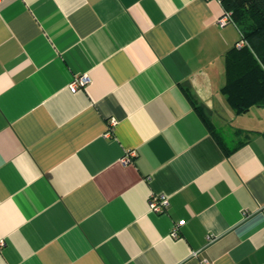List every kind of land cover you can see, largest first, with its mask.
Wrapping results in <instances>:
<instances>
[{
	"label": "crops",
	"instance_id": "1",
	"mask_svg": "<svg viewBox=\"0 0 264 264\" xmlns=\"http://www.w3.org/2000/svg\"><path fill=\"white\" fill-rule=\"evenodd\" d=\"M225 13L0 0V264H264V106L223 92Z\"/></svg>",
	"mask_w": 264,
	"mask_h": 264
},
{
	"label": "trees",
	"instance_id": "2",
	"mask_svg": "<svg viewBox=\"0 0 264 264\" xmlns=\"http://www.w3.org/2000/svg\"><path fill=\"white\" fill-rule=\"evenodd\" d=\"M220 1L240 31L239 42L246 43L227 52L223 88L235 113L244 114L252 107L264 106V0ZM214 135L224 145L222 135ZM230 152L227 150V154Z\"/></svg>",
	"mask_w": 264,
	"mask_h": 264
},
{
	"label": "built area",
	"instance_id": "3",
	"mask_svg": "<svg viewBox=\"0 0 264 264\" xmlns=\"http://www.w3.org/2000/svg\"><path fill=\"white\" fill-rule=\"evenodd\" d=\"M230 22H233L230 13H225L224 17H222L220 19V23L222 25H226ZM245 44L246 43L244 41L239 42L237 44V47L242 48L245 46ZM89 82H90V79L88 76L76 77L74 82L70 85V90H71V92L76 93V92H78V90L80 88H84L85 86H87V84H89ZM112 125L113 126L116 125L115 120H113ZM134 156H135L134 152L129 153L125 158H123V160H122L123 163L129 162L130 159L133 158ZM169 205H170V202H169V199L167 197H165V196L153 197L151 199V202H150V209H151V211H153L155 213H164L165 210L169 207ZM184 224H185V221H180L178 224L175 225L173 232H172V236L174 238L178 237L179 228L182 227ZM3 246H4V241L1 240L0 241V248H2ZM201 252H202V250L198 251V252H194L192 254V256L196 258L201 254ZM199 264H213V263L209 259L203 258V259H200Z\"/></svg>",
	"mask_w": 264,
	"mask_h": 264
}]
</instances>
